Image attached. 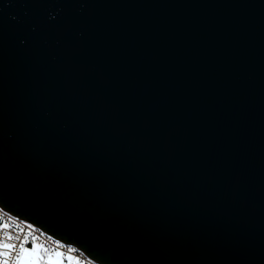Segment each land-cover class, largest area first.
<instances>
[{"label": "water", "instance_id": "95a60500", "mask_svg": "<svg viewBox=\"0 0 264 264\" xmlns=\"http://www.w3.org/2000/svg\"><path fill=\"white\" fill-rule=\"evenodd\" d=\"M0 208L96 264H264V0H0Z\"/></svg>", "mask_w": 264, "mask_h": 264}, {"label": "built area", "instance_id": "2783aa9c", "mask_svg": "<svg viewBox=\"0 0 264 264\" xmlns=\"http://www.w3.org/2000/svg\"><path fill=\"white\" fill-rule=\"evenodd\" d=\"M25 239L29 241L26 246L32 247V243H39L51 252H63L65 254V260H68V256H72V264H77V261L79 264H96L75 247L53 239L36 226L17 219L0 208V243H12L16 245V248L11 250L9 256L5 257L0 255V264H3L5 259H7L8 264H16L15 258L19 253V246ZM4 251L6 250L0 248V252Z\"/></svg>", "mask_w": 264, "mask_h": 264}, {"label": "snow or ice", "instance_id": "6c2138e0", "mask_svg": "<svg viewBox=\"0 0 264 264\" xmlns=\"http://www.w3.org/2000/svg\"><path fill=\"white\" fill-rule=\"evenodd\" d=\"M7 227V225H5ZM11 239V237H9ZM29 243L27 239L19 246V253L16 255V264H64V253L61 251L51 252L43 245L39 243H32V247L29 248L26 245ZM0 248L6 251L0 252L2 256H9L11 250L16 248L15 244L12 243H0ZM68 260H73L72 256H68ZM3 264H8L7 259L3 261ZM77 264L79 262L77 261Z\"/></svg>", "mask_w": 264, "mask_h": 264}, {"label": "trees", "instance_id": "16d2710c", "mask_svg": "<svg viewBox=\"0 0 264 264\" xmlns=\"http://www.w3.org/2000/svg\"><path fill=\"white\" fill-rule=\"evenodd\" d=\"M64 264H72L70 261L64 259Z\"/></svg>", "mask_w": 264, "mask_h": 264}, {"label": "rangeland", "instance_id": "374dc122", "mask_svg": "<svg viewBox=\"0 0 264 264\" xmlns=\"http://www.w3.org/2000/svg\"><path fill=\"white\" fill-rule=\"evenodd\" d=\"M27 247H29V246H27ZM29 248H31V247H29Z\"/></svg>", "mask_w": 264, "mask_h": 264}]
</instances>
